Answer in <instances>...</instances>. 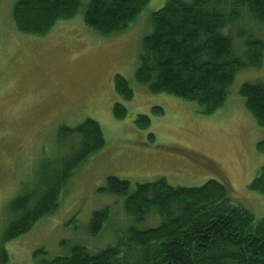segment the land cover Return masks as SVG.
<instances>
[{
	"label": "rangeland",
	"instance_id": "obj_1",
	"mask_svg": "<svg viewBox=\"0 0 264 264\" xmlns=\"http://www.w3.org/2000/svg\"><path fill=\"white\" fill-rule=\"evenodd\" d=\"M18 1L0 0V238L10 220L9 203L32 184L38 165L51 162L58 152H70L72 143L60 147L57 142L61 125L95 120L106 143L76 169L53 213L5 243L7 264H40L68 255L78 244L101 250L124 241L130 226L146 229L161 223L154 211L135 221L126 215L123 197L101 192L111 176L129 181L132 190L160 178L174 187H197L214 179L228 188L235 204L257 220L264 218V196L250 189L264 167L259 146L264 128L240 94L244 83L264 82V62L238 72L224 106L206 115L198 103L152 94L136 80L143 39L153 31L151 15L167 0H151L126 31L110 36L85 25L90 0H80L79 11L56 22L45 37L17 28L13 9ZM236 25L232 40L237 55L247 36L264 41V28L245 13ZM117 74L134 92L129 101L116 92ZM118 102L127 109L124 119L114 116ZM154 107L163 114L156 115ZM138 115L150 117L148 128L136 126ZM106 208L109 220L99 234H91L93 213ZM39 249L46 254H36Z\"/></svg>",
	"mask_w": 264,
	"mask_h": 264
},
{
	"label": "trees",
	"instance_id": "obj_2",
	"mask_svg": "<svg viewBox=\"0 0 264 264\" xmlns=\"http://www.w3.org/2000/svg\"><path fill=\"white\" fill-rule=\"evenodd\" d=\"M150 1L90 0L83 22L102 36L119 34ZM80 4V0H20L14 6L13 19L21 32L45 37L56 22L73 17ZM243 12L264 28V0H167L151 15L153 31L143 39L137 82L152 94L193 101L203 114L214 113L226 103L235 75L264 62V41L250 36L240 39L243 53H235L232 29L235 24L240 27ZM115 89L125 101L134 96L127 80L118 74ZM240 94L249 113L264 128V82L244 83ZM153 110L156 115L164 112L160 107ZM113 113L124 119L127 109L118 102ZM135 122L139 129H146L150 117L138 115ZM56 139L60 147L72 143L70 152H58L51 162L39 164L32 184L9 203L10 220L0 238V264L9 261L5 243L53 213L76 169L106 143L99 123L89 118L75 127L61 125ZM259 146L264 150V141ZM250 189L264 196V167ZM100 191L123 197L124 211L135 221L154 211L161 223L146 229L130 226L124 241L97 251L73 245L68 255L40 264H264V218L257 220L235 204L228 188L217 180L197 187H174L160 178L139 183L132 190L129 181L111 176ZM108 220L107 208L95 211L91 234H99ZM36 254L46 251L39 249Z\"/></svg>",
	"mask_w": 264,
	"mask_h": 264
}]
</instances>
